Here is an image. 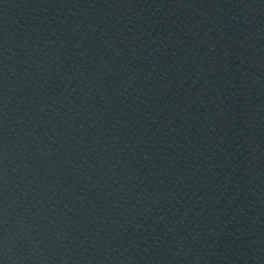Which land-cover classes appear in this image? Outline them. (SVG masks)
Instances as JSON below:
<instances>
[{
	"label": "water",
	"instance_id": "1",
	"mask_svg": "<svg viewBox=\"0 0 264 264\" xmlns=\"http://www.w3.org/2000/svg\"><path fill=\"white\" fill-rule=\"evenodd\" d=\"M0 264H184L73 0H0Z\"/></svg>",
	"mask_w": 264,
	"mask_h": 264
}]
</instances>
